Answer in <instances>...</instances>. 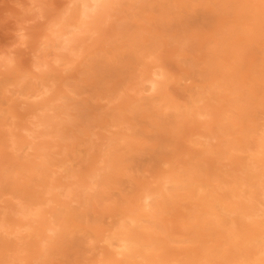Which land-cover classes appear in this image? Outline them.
<instances>
[{"label": "rangeland", "instance_id": "1", "mask_svg": "<svg viewBox=\"0 0 264 264\" xmlns=\"http://www.w3.org/2000/svg\"><path fill=\"white\" fill-rule=\"evenodd\" d=\"M246 1L116 0L108 18H88L82 34L74 28L83 22L74 0H0V264L112 259L116 242L110 246L103 235L136 212L143 189L172 173L189 180L178 192L168 185L165 200L151 201V219L143 224L165 241L154 255L168 264H249L264 256V238L257 237L264 232V166L255 159L264 137V0ZM66 17L69 35L84 41L76 51L61 48L49 33ZM5 60L10 64L1 65ZM152 66L166 73L165 98L140 82ZM36 90L45 94L30 98ZM45 114L58 115V123L38 126ZM27 128L34 132L24 136ZM96 169L101 177L90 180ZM246 178L253 186L247 182V190ZM232 184L239 197L244 191L238 201L227 194ZM198 185L206 192L198 194ZM50 187L62 195H51ZM66 189L73 195L64 196ZM208 191L217 197H206ZM252 202L258 209L242 217ZM210 203L219 220L208 212ZM21 207L48 210L44 217L57 219L60 237L42 245Z\"/></svg>", "mask_w": 264, "mask_h": 264}, {"label": "bare ground", "instance_id": "2", "mask_svg": "<svg viewBox=\"0 0 264 264\" xmlns=\"http://www.w3.org/2000/svg\"><path fill=\"white\" fill-rule=\"evenodd\" d=\"M74 1H76V2H78V4L80 5V9H79V14H80V17L82 18H80L81 20H83V22H81V20H80V24L79 25H77L76 26V24H75V26H74V28H75V30H77V29H80L81 28V33L83 34V32L84 33H86V31H89V30H87L86 28H87V23H88V18H90V17H92V16H96V17H98V18H104L105 19V17H107L108 18V15H109V11L111 10L110 8H111V6L116 2V0H74ZM245 1V0H244ZM249 1V0H248ZM248 1H246V2H248ZM252 1V0H251ZM250 1V2H251ZM249 2V3H250ZM249 3H245L246 5L244 6L243 4V6L241 5V7H242V9H244L245 10V7L246 6H248L249 5ZM248 4V5H247ZM254 10V9H253ZM247 11V10H246ZM249 11V10H248ZM247 11V12H248ZM68 18L66 17V19L64 20V21H61L60 23H55V24H53V25H58V27H57V29L56 30H52V31H49V33H51V35L53 36V34H54V37H55V39L56 40H58V42H60V44H62V47L61 48H64V49H68V51H73L74 49V51H76V48L80 45V44H83V42L84 41H80L79 42V40H80V36H79V33H78V35H76V36H70L69 35V33L71 32V27H73L72 25H71V22H69V19L67 20ZM89 24H90V22H89ZM52 25V26H53ZM53 29H54V27H52ZM86 29V30H85ZM49 30H51V28L49 29ZM74 30V31H75ZM91 32H93V31H95V29H93V28H91ZM90 32V33H91ZM96 32V31H95ZM91 35H92V33H91ZM91 35H87V37L89 36H91ZM77 37H78V39H77ZM84 40V38L83 37H81V40ZM47 41H48V39H47ZM53 41V40H52ZM49 42V41H48ZM52 44V43H51ZM70 49V50H69ZM77 51H78V49H77ZM11 61V60H10ZM9 61V62H10ZM6 64H8V61L6 62V60H5V62H3V64H1V65H5V66H7ZM10 64V63H9ZM8 64V65H9ZM36 67H37V65H36ZM35 67V68H36ZM159 67V66H158ZM142 72H144V71H142ZM20 78V77H19ZM22 78H23V76H22ZM167 77H166V73L164 72V71H158L157 69H156V66H152V67H150L148 70H146V72L144 73V75L143 76H141V78H140V82H141V84L143 85V87H144V90H145V92L146 91H149V92H155V93H167V91H165V89H166V81H167ZM20 80V79H19ZM221 80H222V78H221ZM223 81V80H222ZM20 82H21V80H20ZM217 82H219V80L217 81ZM216 84H219V83H216ZM216 84H214L215 85V87L216 88H218L217 86H216ZM220 84H221V82H220ZM219 84V87L221 88V87H223V84H221L220 85ZM211 85V84H210ZM142 87V88H143ZM212 87V86H211ZM210 87V88H211ZM214 87V88H215ZM219 89V88H218ZM215 90V89H214ZM37 91V90H36ZM35 92V91H34ZM31 93V94H33V95H31L30 94V96H32V97H30V98H39L40 96H42L43 94H45V91L43 92V91H37L36 93ZM42 92V93H41ZM208 92V91H207ZM165 93V94H166ZM163 96H164V94H163ZM166 96H168L167 94H166ZM29 97V96H28ZM41 98V97H40ZM164 98H165V96H164ZM28 99V98H27ZM161 99V98H160ZM199 101V100H198ZM37 104V103H36ZM43 108V107H42ZM46 108V107H45ZM166 108V107H165ZM192 108V107H191ZM195 108V107H194ZM200 108V107H199ZM202 108V107H201ZM204 108H206V107H204ZM1 109V108H0ZM48 109V108H47ZM50 109L52 110V108L50 107ZM169 109V108H168ZM176 109V108H175ZM196 110H197V107L195 108ZM203 109V108H202ZM178 110V109H177ZM184 110H185V108H184ZM195 110V112H196V114L198 115V116H200V117H202L203 115H205L206 116V112H204V111H199V110H197L196 111ZM204 110V109H203ZM205 110H207V109H205ZM2 111V110H1ZM49 111V110H48ZM176 111V110H175ZM189 112V110L187 109L186 110V113H188ZM164 112H165V110H164ZM209 112V111H208ZM191 114V113H190ZM189 114V115H190ZM192 115H194L193 117H195V114H193L192 113ZM196 115V116H197ZM207 115H210L209 113L207 114ZM33 116L35 117V116H37L36 114L34 115L33 114ZM56 116H58V115H56ZM55 115H49V114H45L40 120H37L38 121V123H37V125L38 126H51V125H53L54 126V124H57L58 122L56 121V117ZM12 117H14V116H12ZM39 117V116H38ZM40 118V117H39ZM198 118V117H197ZM194 119V118H193ZM58 120V119H57ZM197 120V119H196ZM192 121V120H191ZM192 122H194V121H192ZM207 123H209V121L207 122ZM206 123V124H207ZM202 124V123H201ZM200 124V125H201ZM205 123H204V125H206ZM208 126H210L209 124H208ZM14 128H16V124H15V127ZM28 128H30V127H28ZM28 128H27V130H28ZM21 129H23L24 131H25V127L24 128H21ZM31 129V128H30ZM208 129V127L206 128V130ZM211 129V130H210ZM209 129V131L211 132V134H212V132H214V131H212V128H210ZM32 130H34V129H32ZM29 132H31V130L29 131L28 130V132H27V134L26 135H24V136H29ZM34 132V131H33ZM33 132H31V133H33ZM201 134H203L204 132L201 130ZM208 132V131H207ZM11 133V132H10ZM12 133H14V132H12ZM29 133V134H28ZM195 133V132H194ZM194 133H193V137H195V135H194ZM18 134V133H17ZM16 134V135H17ZM10 135H12V134H10ZM9 135V136H10ZM14 135V134H13ZM19 135V134H18ZM21 135V137L23 136V134H20ZM187 135H190V136H188V137H190V140H191V133H189V134H187ZM199 136V132H198V134H196V136ZM205 135H208V134H205ZM204 135V136H205ZM23 136V137H24ZM197 136V137H198ZM211 136V135H210ZM214 136V134L212 135V138H214L213 137ZM22 137V138H23ZM187 137V136H186ZM207 137V136H206ZM209 137V136H208ZM207 137V138H208ZM217 137V136H216ZM12 138H13V136H12ZM26 138V137H25ZM199 138V137H198ZM193 139H195V143H193L192 141H190L189 140V138L186 140L187 142H188V140H189V143H193V144H198L199 143V141H198V139H196V138H192V140ZM209 139H210V137H209ZM15 140H17V139H13V141H14V144H15ZM199 140H200V138H199ZM18 141V140H17ZM16 141V142H17ZM194 141V140H193ZM198 141V143H196ZM200 143H202V142H200ZM211 143V141H209L207 144H210ZM17 144V143H16ZM204 144H206L205 142H204ZM212 144V143H211ZM35 145V144H34ZM200 145V144H199ZM201 145H203V143L201 144ZM257 150L255 151V153H256V155H255V159H256V162L258 163V164H260V161H261V163H262V165L261 166H264V137H261L260 139H258V141H257ZM256 146H255V148H256ZM190 147H192V146H190ZM13 149H14V147H12ZM16 148V147H15ZM17 149V148H16ZM36 149V148H35ZM19 150V149H18ZM36 150H38V149H36ZM202 150L203 151H201V152H205L204 151V149L202 148ZM17 151V150H16ZM40 154V153H39ZM35 155V154H34ZM35 159H37V158H35V156H34V158H33V160H35ZM33 162V161H32ZM99 162V161H98ZM164 162H167V163H169L170 161H164ZM165 164V163H164ZM251 164H254L253 163V160H252V163ZM258 164H255V165H258ZM5 165V164H4ZM169 165H172V164H169ZM168 165V166H169ZM34 167V165H31V167ZM0 167L2 168L3 166L2 165H0ZM171 167V166H170ZM176 167V166H175ZM179 167V166H178ZM254 168H257V167H254ZM60 169V168H59ZM175 169V168H174ZM173 169V171L175 172V170ZM250 169H251V166H250ZM32 170V169H31ZM97 170H100V169H96V171H93L92 173H90V175H88V178L91 180V179H95V178H99V177H101V173L99 172V171H97ZM169 170H171L170 168H169ZM262 170V168H260V170L259 171H261ZM52 171H55V170H52ZM56 173H57V171H55ZM167 170H166V174H167ZM178 172V171H177ZM188 172V171H187ZM172 173V171L170 172V174ZM191 173V172H190ZM258 173V172H257ZM175 175H173V173L171 174V175H169V176H165V177H162V181L160 180V182L161 183H158L157 185H155L154 187L155 188H150L151 186H148V189H146L145 188V190L143 189L141 192V195H140V201H141V205H139L140 207L136 210V212H129V213H126V214H124L122 217H121V219L119 220L120 222H119V224H117V226H116V229L114 228L113 229V231L110 233V235H108V236H105V235H103L104 236V240L105 241H109V244H110V246L111 245H113V242H116V245L114 244L113 245V247H114V257L112 258V259H102V260H99V261H96L97 263L96 264H168V262H166L164 259H166V256H164L165 258H163V255H162V258L160 257V259H159V257H158V255H154V252L155 251H157V249H159V248H165V241H160V240H155L153 237H152V235H151V230H150V227L148 226V225H144L143 224V222H147V221H145L144 219H151V214H150V210H151V201L152 200H155V199H157L158 197H160V199L163 201V200H165L166 198H167V195L166 194H168V185H170V188H171V186H172V188H174L173 190L174 191H176V192H178V190H179V187L180 186H183L182 184H184L185 182L186 183H188V180L189 179H185V178H188V177H185V175H180L181 173H179V175L180 176H178V175H176V173H174ZM188 175H189V173H187ZM253 176H252V178L254 177V175L256 174H254V173H251ZM187 175V176H188ZM182 177H185V178H182ZM246 177L249 179V181L252 179H250V177H249V175L247 176L246 175ZM255 177H257V175H255ZM247 178L245 179V186H243L242 185V187H244V188H246V184H247V182L250 184V182L247 180ZM159 179H161V177L159 178ZM193 180H194V178H193ZM190 181H192V180H190ZM195 181V180H194ZM97 182V181H96ZM234 181H232V183H233ZM241 182V181H240ZM91 183V181H89V184ZM157 183V182H156ZM186 183H185V185H186ZM237 183V182H236ZM242 183V182H241ZM251 183H253V182H251ZM93 184V183H92ZM92 184H90V186H92ZM94 184H95V182H94ZM194 184V183H193ZM240 184V183H239ZM238 184V185H239ZM243 184V183H242ZM249 184L247 185V188L248 189H250L251 187H253V186H251V184H250V186H249ZM44 185V184H43ZM192 185V184H191ZM191 185H190V187H191ZM233 185V184H232ZM237 185V184H236ZM45 186H47V185H45ZM61 184L59 185V187L61 188ZM199 186V187H198ZM197 186V191H198V194H199V192H202L203 193V191H204V189H205V192H206V189L207 188H202L201 187V185H198ZM229 186V189H228V192H227V194H228V196H229V198L231 197V199H230V201H233L232 199L233 198H237V201H238V197H239V195H237L236 194V189H237V187L238 186H234V187H232L231 185H228ZM240 186V185H239ZM58 188V186L57 185H55V187H53L55 190H57V188ZM250 187V188H249ZM60 188H58V189H60ZM62 188H64V187H62ZM182 188V187H181ZM184 188H187V187H185L184 186ZM192 188H196L195 187V185H194V187H191L190 189H192ZM228 188V187H227ZM247 188L245 189V190H247ZM49 189H51L50 191H52V187H50ZM240 189H241V186L239 187V190L238 191H240ZM243 189V188H242ZM64 190V189H63ZM194 190V189H193ZM49 190H48V192L47 193H49L50 192ZM184 191H185V189H184ZM192 191V190H191ZM195 191V190H194ZM194 191H192V194L193 195H195L194 194ZM211 191H213V190H211ZM57 192H59V194L61 193L60 191H58L57 190ZM65 193H64V196H65V194H68V195H70V194H72L71 193V191H69L68 189H66V191H64ZM173 192V191H172ZM188 192H189V190H188ZM216 192V191H215ZM214 192V193H215ZM241 192V191H240ZM244 192V191H243ZM242 192V193H243ZM249 191H247V193H248ZM44 193V189H43V191H42V195H44L43 194ZM53 193V194H52ZM52 193L50 192V194L51 195H57V193H55L54 194V192L52 191ZM171 192H169V194H170ZM183 193V192H182ZM209 193H210V191H208L207 192V195H206V197L207 196H209ZM212 193V192H211ZM211 193H210V197L212 196L211 195ZM214 193H212V194H214ZM242 193H240V196L242 195H244V193L242 194ZM249 193H251L252 194V192H249ZM248 193V196L250 195ZM168 194V195H169ZM173 195L175 194V193H172ZM184 194H185V192H184ZM184 194L182 195V197L184 196ZM188 194H191L190 192L188 193ZM48 195V194H47ZM46 195V196H47ZM62 195V194H61ZM61 195H57L58 197L57 198H59V196H61ZM73 195V194H72ZM201 195V194H200ZM215 195H217V194H215ZM187 196V195H186ZM191 196V195H190ZM196 196V195H195ZM202 196H203V198L201 197L200 199H204V197H205V195L204 194H202ZM238 196V197H237ZM241 196V197H242ZM37 197H39V196H37ZM48 197H50V195H48ZM48 197H46V198H48ZM212 197H217V196H212ZM224 197V196H223ZM227 197V196H226ZM241 197H239L240 199H241ZM253 196L251 195V198H252ZM45 198V199H46ZM55 198V197H54ZM228 198V197H227ZM228 198V199H229ZM246 198H247V196H246ZM249 199H250V196L248 197ZM247 198V199H248ZM69 199V198H68ZM72 200H74L73 198H71ZM70 199V200H71ZM197 199H199V197H197ZM206 199V198H205ZM219 199V198H218ZM221 199V198H220ZM224 199H225V197H224ZM227 199V200H228ZM264 199V198H263ZM39 200V199H38ZM47 200H49V199H46V201ZM51 200H53V198H52V196H51V199H50V201L49 202H52ZM76 200V199H75ZM206 200H208V199H206ZM210 200V199H209ZM236 200V199H235ZM234 200V201H235ZM250 200H252V199H250ZM34 201H36L35 199H34ZM41 201H43V203L45 202V200H41ZM41 201L39 200V204L41 203ZM56 201H57V199L55 200H53V202L52 203H54V204H58V202L56 203ZM77 201V200H76ZM161 201V202H162ZM204 201V200H203ZM213 201V200H212ZM211 200H210V202H212ZM216 201V200H215ZM219 200H217V202H218ZM221 201V200H220ZM229 201V200H228ZM240 201V200H239ZM19 202V201H18ZM37 202V201H36ZM36 202H33V203H35V205L36 206H38V203L36 204ZM69 202V201H68ZM199 202H202V200L201 201H199ZM225 202V200H223V201H221V202H219V203H222L221 205H223V203ZM247 202H249V201H246V203ZM43 203H42V205H43ZM245 203V202H244ZM253 203V202H252ZM45 204H47L46 206L48 207V205L50 204H48L47 202L45 203ZM44 204V205H45ZM59 204H63V202H60ZM68 203H66L65 205L66 206H68L67 205ZM197 204V203H196ZM211 205L209 206V210H208V212L210 213V215H212V216H215L216 217V214L214 213L215 211H214V207L216 206V204H213V203H210ZM226 204V203H225ZM20 205H22L23 206V202L20 204ZM19 205V206H20ZM30 205H32V206H30V207H33V204H30ZM34 205V206H35ZM41 205V204H40ZM51 205V204H50ZM157 205H159L158 203H157ZM219 205V204H218ZM220 205V206H221ZM237 205H239V204H237ZM56 206V205H55ZM58 206V205H57ZM56 206V207H57ZM60 206V205H59ZM160 206V205H159ZM257 206H259V205H256V204H252L251 206H246V208H245V211L244 212H241V215H242V217H250V216H253L254 215V213H255V211H253L252 213L250 212L251 210H255V209H258V207ZM25 207H27V206H25ZM25 207H21V208H19V210L18 211H20V214L23 216V218H25L26 220V223L27 224H25V225H27L28 226V229H30L31 231H32V234H34L33 235V238H35V239H37V237L39 238H41L42 240H44V242L42 243V245H44V243H45V241L47 240V239H51L52 237H60V233H61V231H60V229L59 228H56V226H57V219L55 220V219H48L47 220V218L46 217H44V215L46 216L47 214H49V213H47V211L48 210H43L44 211V213L42 212V211H40V210H38V209H36V208H30V209H32V211H29L30 209H26ZM52 207H54V206H52ZM37 208H39V207H37ZM48 208H50V206L48 207ZM15 209H16V207H15ZM33 209H36L35 211L33 210ZM40 209V208H39ZM42 209V208H41ZM47 209V208H46ZM51 209V208H50ZM50 209H49V211H50ZM54 209H55V207H54ZM56 210H59V208L58 209H56ZM207 210V209H206ZM45 212H46V214H45ZM56 212V211H55ZM204 212H206V211H204ZM233 212H236V208H234L233 209ZM4 213V212H3ZM13 213L15 214V213H18L19 214V212H14V210H13ZM51 213V212H50ZM202 213V212H201ZM2 214V213H1ZM53 214H55V213H53ZM52 214V215H53ZM205 214V213H204ZM206 214H208L207 212H206ZM49 215V217H51V218H55V216L53 215ZM20 216V215H19ZM48 217V218H49ZM19 218V217H18ZM17 218V219H18ZM22 218V219H23ZM12 219V218H11ZM20 219V218H19ZM216 219H218L219 220V218L218 217H216ZM144 220V221H143ZM2 221H3V219H2ZM9 222V221H8ZM16 222V221H15ZM21 222V221H20ZM37 223V225L36 226H34V225H32V223ZM232 222V221H231ZM22 224H23V222H21ZM54 223V224H53ZM113 223V222H112ZM0 224H2V223H0ZM115 224V223H114ZM113 224V225H114ZM147 224V223H146ZM4 225V224H3ZM3 225H1L0 227H2ZM15 225H17L16 223H15ZM56 225V226H55ZM153 225V224H152ZM9 226V225H8ZM22 226V227H21ZM5 227H6V225H5ZM39 227H40V229H39ZM115 227V226H114ZM3 228H4V226H3ZM7 228H9V227H7ZM20 228L22 229L23 228V225H20ZM63 228H64V226H63ZM112 228H113V226H112ZM18 230H19V228H17ZM15 230V231H18V230ZM24 229H26V227L24 228ZM38 229L40 230V231H38ZM65 229V228H64ZM6 230V229H5ZM60 231V232H59ZM6 232V231H5ZM19 232V231H18ZM12 233H14V232H12ZM11 233V234H12ZM48 233H50V235H48ZM105 233V232H104ZM167 233V232H166ZM239 235H236V237H238ZM257 237L259 238V239H261V238H264V232H262V233H260V235H257ZM261 237V238H260ZM254 239V242H256L255 241V238H253ZM39 240V239H38ZM103 240V241H104ZM166 240V239H165ZM251 240V239H250ZM250 240H248V243L250 242L251 243V241ZM258 240V239H257ZM246 241V240H245ZM259 241V240H258ZM262 241V243L264 242L263 240H261ZM260 241V242H261ZM49 242V241H48ZM163 242H164V244H163ZM247 243V242H246ZM253 243V242H252ZM161 245H163V247H160ZM262 245H264V244H262ZM159 247V248H158ZM20 248V247H19ZM26 248V247H25ZM264 248V247H263ZM259 249V250H262L261 252H262V254H264V249ZM18 249V248H17ZM22 249V248H21ZM27 250V249H26ZM258 250V251H259ZM19 251V250H18ZM22 251H25V249H23ZM257 251V252H258ZM240 255H241V253H240ZM244 255V254H243ZM119 256V257H118ZM161 256V255H160ZM24 257H25V255H24ZM241 257H244V256H242L241 255ZM262 257V256H261ZM22 258V257H21ZM24 259V258H23ZM91 259V258H90ZM136 259H140L139 260V262L138 263H134L135 262V260ZM261 259H263V260H261ZM26 260V259H25ZM91 261V262H90ZM89 261V263H93L94 264V261L93 260H90ZM192 262L193 261V258L192 257H190V259H187V261L186 262ZM247 262H246V264H248V260H246ZM252 261V260H251ZM251 261H249V264H262L261 262H263L264 261V256L262 257V258H257V259H255V260H253V262L252 263H250ZM228 263H230V264H242V261H241V263H236L235 261H233V262H228ZM228 263H224V264H228ZM264 263V262H263ZM245 264V263H244Z\"/></svg>", "mask_w": 264, "mask_h": 264}]
</instances>
